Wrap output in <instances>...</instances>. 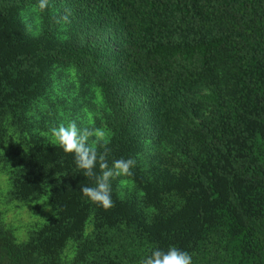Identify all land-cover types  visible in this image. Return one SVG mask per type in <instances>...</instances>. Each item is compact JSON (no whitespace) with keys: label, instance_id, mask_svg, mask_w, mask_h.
<instances>
[{"label":"trees","instance_id":"16d2710c","mask_svg":"<svg viewBox=\"0 0 264 264\" xmlns=\"http://www.w3.org/2000/svg\"><path fill=\"white\" fill-rule=\"evenodd\" d=\"M38 4L0 0V172L51 209L24 237L0 217V264H139L169 246L193 264H264V0ZM98 92L109 166L137 162L108 209L48 134L102 127L85 122Z\"/></svg>","mask_w":264,"mask_h":264},{"label":"clouds","instance_id":"9594fccd","mask_svg":"<svg viewBox=\"0 0 264 264\" xmlns=\"http://www.w3.org/2000/svg\"><path fill=\"white\" fill-rule=\"evenodd\" d=\"M47 4L48 0H39V10L46 9ZM48 134L51 136L52 145H59L65 153L73 154L76 166L83 171L84 176L94 180V186L81 188L83 195L105 209L112 207V181L121 177H131L136 160L134 158L115 159L109 166L107 157L110 152L108 148L110 135L100 127L81 128L75 121H70L67 125L61 123L51 127ZM97 165L99 174L95 171ZM126 185V180H119L120 187ZM139 264H193V261L187 251L176 246H169L167 250L153 248L150 254L140 259Z\"/></svg>","mask_w":264,"mask_h":264},{"label":"rangeland","instance_id":"374dc122","mask_svg":"<svg viewBox=\"0 0 264 264\" xmlns=\"http://www.w3.org/2000/svg\"><path fill=\"white\" fill-rule=\"evenodd\" d=\"M34 32L38 33L41 30L40 16L37 10H31L28 13H24V18ZM104 104L100 92L97 93L95 98V107L92 110H85L87 118L85 122L91 124L98 120V123L102 126L100 128L105 129V114ZM68 124V121L63 123ZM33 204H30L29 200L19 199L10 194L9 183L5 174L0 172V217L1 221L11 228L17 236L24 237L28 234V231L41 224L50 214L51 206L46 205L42 207L41 212H36Z\"/></svg>","mask_w":264,"mask_h":264}]
</instances>
